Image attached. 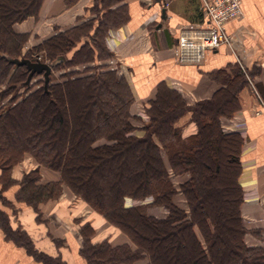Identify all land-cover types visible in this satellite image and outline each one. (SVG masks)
<instances>
[{"label": "trees", "instance_id": "16d2710c", "mask_svg": "<svg viewBox=\"0 0 264 264\" xmlns=\"http://www.w3.org/2000/svg\"><path fill=\"white\" fill-rule=\"evenodd\" d=\"M122 1L95 0L94 18L46 40L50 57L66 62L64 52L70 49L68 67L110 58L103 38L126 21L124 4L111 8ZM43 2L0 0V100L9 98L0 106V177L5 186L13 182L11 168L31 154L60 178L41 183L39 167L27 172L16 192L18 201L36 208L56 198L65 185L134 245H112L107 238L93 241V226L83 222L79 252L86 264H131L142 258L147 264H264V248L244 241L238 182L243 139L237 132H225L221 124L240 107L238 94L247 84L243 69L230 65L213 71L210 76L220 87L211 98L193 104L159 82L144 106L147 120L137 127L133 121L141 118L131 114L132 91L117 69L94 65L31 85L27 67L9 61L37 59L34 49V58L20 54L27 34L16 31L14 24L37 18ZM85 32L91 33L88 38ZM20 87L26 91L20 93ZM186 113L196 131L183 136L178 121ZM136 129L144 134L134 135ZM184 173L188 178L175 184L172 175ZM178 194L186 208L175 202ZM128 198H150L147 205L163 206L167 213L154 217L146 204L126 206ZM0 226L7 239L41 264H67L59 255L41 251L20 225L13 226L3 204Z\"/></svg>", "mask_w": 264, "mask_h": 264}, {"label": "crops", "instance_id": "0c3cea01", "mask_svg": "<svg viewBox=\"0 0 264 264\" xmlns=\"http://www.w3.org/2000/svg\"><path fill=\"white\" fill-rule=\"evenodd\" d=\"M163 1L123 0L111 7L124 4L127 15L126 21L115 29L110 28L105 38L107 48L115 55L114 65L111 66L117 67L118 73L126 79L132 91L134 102L131 114L143 121L147 120V116L142 103L153 98L159 82L162 81L169 88L182 93L187 103L191 104L195 100L212 97L220 87L221 84L210 76L213 71L230 65L243 69L247 84L239 91L240 107L231 116L241 119L242 124L224 131L237 132L243 139L238 182L243 190L240 208L241 222L246 229L244 241L249 246L264 248V0H242V16L225 23L227 32L232 36V49L222 44L209 50L198 64L178 63L173 47L181 27L190 24L199 27L205 25L206 16L200 8L201 0H167L166 5ZM78 2L71 8L67 7L64 0H44L37 22L59 17L61 19L57 26L63 28L72 18L78 17L82 21L96 16L92 11L95 0L86 7L80 6L82 0ZM98 7L103 8L100 5ZM163 10L165 17L162 16ZM103 11L104 9L99 14ZM87 12L91 13L90 17H87ZM15 30L23 31L17 25ZM178 125H183V136L195 131V125L189 122V116L186 119L184 116L180 118ZM42 168L41 183L48 182L47 175L53 178L49 181L59 180L58 174L51 171L47 173ZM14 178L17 179L18 176L14 174ZM68 190L63 185L62 191L67 193ZM178 195L175 202L182 207L184 199L181 196L182 200H178ZM5 196L13 204V208L4 207L10 215L11 224L20 225L41 251L52 256L59 255L67 264H85L79 253V227L83 222L88 221L93 226V241L107 238L112 245H117L126 240V235L109 222L105 228L113 233L103 237L97 223L92 221L96 218L95 215L79 213L76 219L70 221L74 224L77 220L80 224L72 228L67 225L70 221L66 215L56 216V210L42 205V219L36 221L30 207L25 203H17L11 191H5ZM125 203L127 206L137 204L129 202V199ZM54 238H58L60 243L56 244ZM0 264L38 263L28 258L23 248L4 238L0 230Z\"/></svg>", "mask_w": 264, "mask_h": 264}, {"label": "rangeland", "instance_id": "374dc122", "mask_svg": "<svg viewBox=\"0 0 264 264\" xmlns=\"http://www.w3.org/2000/svg\"><path fill=\"white\" fill-rule=\"evenodd\" d=\"M64 1H65V4L67 5V7H71V8L74 5L79 4V2H78L79 0H64ZM82 1L83 2L80 4V6H82V7H84V6L86 7V5H88V6L92 5V3H93V0H82ZM151 1L155 2V0H151ZM166 1L167 0L163 1V3L165 5H166ZM158 2H159V0H158ZM200 8H202V1H201ZM90 15H91V13L87 12V17H90ZM60 19L61 18H59V17H50V18L46 19L45 21H43L42 23H39V22H37V18H34V17L30 16V17H27V18H25L24 20H22V21H20L18 23H15L14 27L17 25V27H19V29L23 30V31H20V32H23V33L27 34L26 41L24 43H22V45H21L20 54H26V55H29V56L31 55V57L34 58V55L31 54V51L33 49L37 50V54H38L37 58L50 67L49 79H51V80L58 79L59 76L62 73H66V72H69V71L82 72L83 70H85L86 67H91V66H94V65H103V66H105L107 68H112L111 65H114L113 60H114L115 55L110 49L107 48L106 39H105L106 37L103 38V42H104V45L106 47L107 54H108V51H109V52H111L112 56L110 58H108L107 60H105V61H103V60L94 61V62L88 63V64L87 63L86 64L79 63V64L71 65V66L68 67V66H66L65 63L67 62V59H69V58H67V56H70V54L72 53V51L70 49L66 50L64 52V54L67 55L66 59H65L66 62L55 61V59L51 58L50 55H49V52L47 51V47L45 45L46 40H48L50 38H54L55 36H57L61 32H68L70 30H73L75 27L81 25L82 22H84V20L81 21V19H79L78 17H76L75 19L72 18L67 25H65L63 28H61V27L57 26V22H59ZM88 32H89V30H88ZM90 32H92V31H90ZM90 34H88V33L86 34V32H85L83 36L88 38L89 37L88 35H90ZM81 38L84 39V37H81ZM83 39H81V42H82ZM90 42H91V44H93V40H91ZM95 52H97L98 56L101 57L102 54L99 53L97 48H96ZM58 60H60V59H58ZM178 63H180V62H178ZM181 64H192V63H181ZM113 68L117 69V67H113ZM38 80H45L44 71H42L41 73H35L30 78L29 82L32 85V83H34V82H36ZM18 90H19L20 93H24L26 91V88L20 87V88H18ZM209 98H211V97H209ZM8 99L9 98L6 97V98L0 100V106H2L3 104L7 103ZM203 99H207V98H202V99L195 100L191 104H193V103H195L197 101L203 100ZM147 101L142 103L143 110H144V106L146 105ZM145 116H147V115L145 114ZM186 116L187 117L189 116V122H191L190 121V114L186 113L184 115V119H186ZM133 122H134V124L137 127H139V126H141V124L144 121L143 120H140V121L134 120ZM241 124H242L241 119H236V118L230 117L227 120L223 118V124L222 125L225 127V129H230L232 127H240ZM195 131H196V126H195ZM132 133L134 135H136V136H142L144 134V131L140 130V129H136ZM37 167H39L40 182H41V173H40V171H41L42 167H43L42 169L47 171V173L54 172L55 174L59 175L58 171L50 169V168H48L46 166H43V165H39V163L34 159V157L31 154H28V153L25 154L23 156V158L19 162H17L10 170V176H11V179L13 180L12 183H8L5 186V181H4L3 177L1 176L2 179L0 177V187H1V190H2V196H3V198H0V204L1 205L3 204L4 207L13 208L10 205L7 206V204H5V202H4V201H7V197L5 196V191H11L13 193V199H15V201L17 203H25L23 201H18L17 200L16 192L19 189L20 183H21L23 177L25 176V174L27 172L37 168ZM1 171L2 170H1V167H0V175L2 173ZM14 174L18 176L17 179L14 178ZM187 178H188V174L187 173L178 174V175L177 174H173L172 175V179H173L175 184H178L177 182L183 181V180H185ZM46 179L49 181V180H51L53 178H52L51 175H47ZM179 198H181V195H178V200H179ZM181 200H182V198H181ZM51 201H53V202H51ZM150 201H151L150 198H146V199H143V200H132V199L130 200L129 199V202H131V203L146 204L148 214H150V215H152L154 217L161 218L164 215H166L167 210L163 206H158V205L149 206V205H147ZM47 202H50V205H47ZM178 202L181 203L180 201H178ZM52 203L54 205H52ZM25 204L28 207H30L31 212L34 214V218H35L36 221H40V219H42L41 218L42 217L41 210L43 209L42 205H44L45 208H47V206H48V208L50 210H56V213H57L56 216L66 215L69 218V221L71 219H76V217H77V215L79 213H81V214L84 213V214H87V215H95L96 218L92 217L93 219H95V220L92 219V221L97 223L96 225H98V227L100 229V232H101V235H103V237H106L108 234L110 235V234L113 233L111 230H109V228L108 229L105 228L106 225H107L106 223H108V222L103 217V215L100 212H98L95 209H93L92 207H90L86 202L81 200L79 197H76L75 194L70 189L67 191V193L61 190L60 194L56 198L49 199L47 201L44 200L36 208L32 207L31 205H29L27 203H25ZM181 205H182L183 208H186L185 201H184V203H181ZM76 222H77V220H76ZM76 222L73 224L70 221V222H68L67 225H70L72 228L73 227L76 228L80 224L79 222H77V223ZM0 230L2 231V235L4 236V238H6L1 226H0ZM124 238L126 239L125 242L117 243V245H121V244H124V243H129V244L131 243L129 238L127 237V235L124 236ZM54 239H53L54 242L56 244H58V242H59V240H57L58 238H54ZM7 240H9V239H7ZM81 240H82V238H81ZM9 241H11V240H9ZM131 246L134 247V245L132 243H131ZM17 247L23 248V247H21L19 245H17ZM23 250H25V248H23ZM25 252H26V250H25ZM27 255H28V258L32 259L34 262H37L38 264H41L40 262L36 261L33 258V256L29 255L28 253H27ZM80 255H81V253H80ZM82 258L84 260V263L86 264V261H85L83 256H82ZM147 261L148 260L146 258H142V259H139V260H136V261L132 262L131 264H147ZM75 263H76V260H75ZM115 264H120V263H115Z\"/></svg>", "mask_w": 264, "mask_h": 264}, {"label": "built area", "instance_id": "2783aa9c", "mask_svg": "<svg viewBox=\"0 0 264 264\" xmlns=\"http://www.w3.org/2000/svg\"><path fill=\"white\" fill-rule=\"evenodd\" d=\"M201 1V9L206 16L205 25L199 27L190 24L179 29L173 51L176 61L180 63L198 64L203 61L209 50L222 44L230 49L233 47L232 36L227 32L225 23L242 16V0ZM262 110L264 111V104ZM222 128L225 129L223 125Z\"/></svg>", "mask_w": 264, "mask_h": 264}, {"label": "water", "instance_id": "95a60500", "mask_svg": "<svg viewBox=\"0 0 264 264\" xmlns=\"http://www.w3.org/2000/svg\"><path fill=\"white\" fill-rule=\"evenodd\" d=\"M162 16L165 17L164 10L162 11ZM9 61L17 65H25L27 67V69L29 70V74L26 79V82H29L30 78L35 73H41L42 71H44L45 84L48 82L50 67L47 64L43 63L42 61H40L38 58L35 61H31L28 58H21V59L10 58Z\"/></svg>", "mask_w": 264, "mask_h": 264}]
</instances>
